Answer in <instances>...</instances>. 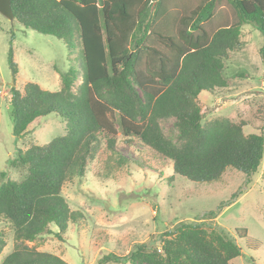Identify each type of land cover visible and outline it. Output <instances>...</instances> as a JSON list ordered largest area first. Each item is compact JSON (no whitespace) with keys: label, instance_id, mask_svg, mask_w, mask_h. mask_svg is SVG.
<instances>
[{"label":"trees","instance_id":"16d2710c","mask_svg":"<svg viewBox=\"0 0 264 264\" xmlns=\"http://www.w3.org/2000/svg\"><path fill=\"white\" fill-rule=\"evenodd\" d=\"M10 2L14 21L61 40L69 58L80 45V74L73 68L61 73L57 91L32 82L21 90L9 89L7 110L16 139L50 114L63 121L65 134L17 149L8 162L24 177L0 183V224L11 228L15 241L1 264H68L28 244L49 235L63 240L69 221L82 217L70 211L63 186L83 179L99 150L108 159L121 156L120 137L128 143L137 138L152 160L169 162L173 174L194 183L218 182L227 168L247 181L257 174L264 160V121L259 134H245L244 121L204 122L198 97L230 87L225 62L243 45L244 25L252 24L264 37V0ZM12 40L7 61L15 76ZM260 57L264 61V44ZM170 119L174 139L159 123ZM261 180L264 191V170ZM238 194L208 212L210 219ZM234 232L230 236L203 221L179 222L161 235L157 246L150 240L137 243L126 255L109 253L97 264H229L241 255L237 240H247L250 249L259 246L245 228ZM4 246L0 233V253Z\"/></svg>","mask_w":264,"mask_h":264},{"label":"rangeland","instance_id":"374dc122","mask_svg":"<svg viewBox=\"0 0 264 264\" xmlns=\"http://www.w3.org/2000/svg\"><path fill=\"white\" fill-rule=\"evenodd\" d=\"M12 40L13 60L17 74L12 75L7 53ZM242 46L229 53L224 75L231 80L227 89L202 93L198 103L203 121L228 118L244 121V133L259 134L264 121V61L260 50L264 37L252 24L241 29ZM74 53L61 40L26 29L16 21H8L0 14V183L5 179L19 181L24 172L11 168L9 160L17 149L25 150L30 144L44 145L65 134L63 121L55 114L42 118L32 125L29 133L16 139L7 110L10 87L18 90L27 82L38 84L45 90L57 91L60 74L78 69L80 45ZM73 58V59H72ZM80 83L77 79L74 88ZM164 134L174 139V119L159 122ZM128 143L121 137L117 146L121 156L107 158L98 151L87 167L83 179L67 182L61 191L70 211H79L82 217L71 220L63 240L49 235L37 240V250L56 255L68 264H97L102 256L112 253L126 255L137 243L154 241L179 222H206L222 228L235 237V229L245 228L257 249H250L247 240H237L241 255L229 264H264V191L262 165L249 181L244 174L227 168L218 182L194 183L173 174L171 164L152 160L137 138ZM6 174L5 178L1 173ZM107 173V177L104 176ZM107 179V180H106ZM241 191V194H238ZM233 202L220 209L216 218L208 212L231 199ZM56 230L55 227H52ZM5 246L0 253V264L13 251L14 238L11 228L0 224Z\"/></svg>","mask_w":264,"mask_h":264},{"label":"water","instance_id":"95a60500","mask_svg":"<svg viewBox=\"0 0 264 264\" xmlns=\"http://www.w3.org/2000/svg\"><path fill=\"white\" fill-rule=\"evenodd\" d=\"M0 14L8 21H14L10 0H0Z\"/></svg>","mask_w":264,"mask_h":264}]
</instances>
